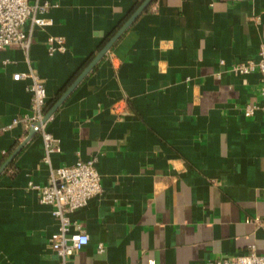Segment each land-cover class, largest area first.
<instances>
[{
	"label": "crops",
	"instance_id": "obj_1",
	"mask_svg": "<svg viewBox=\"0 0 264 264\" xmlns=\"http://www.w3.org/2000/svg\"><path fill=\"white\" fill-rule=\"evenodd\" d=\"M50 4L29 51L0 50V264H61L52 207L31 185L94 159L101 194L69 213L88 243L66 264H206L264 255V112L256 72L231 64L264 48V0H153L46 120L58 151L45 159L30 114L31 69L44 115L143 0ZM61 37L66 51L47 52ZM220 61L223 63L221 64ZM101 244L103 251L98 252Z\"/></svg>",
	"mask_w": 264,
	"mask_h": 264
},
{
	"label": "built area",
	"instance_id": "obj_2",
	"mask_svg": "<svg viewBox=\"0 0 264 264\" xmlns=\"http://www.w3.org/2000/svg\"><path fill=\"white\" fill-rule=\"evenodd\" d=\"M50 8L46 2L30 4L28 0H0V50L5 47L17 46L25 54L29 51L31 34L35 28H43L51 24V20L44 18ZM66 46L61 37L47 38V52H65ZM222 64L223 62L220 61ZM230 72L235 75H246L253 72L259 74L260 106L248 105L244 116L253 115L255 109L264 112V48L252 59H246L231 64ZM16 79H29L27 90L30 93V114L16 118L12 125L22 123L27 132L39 133L43 140L45 159L50 153L58 151L57 140L45 128L44 107L46 104L45 87L39 77L31 69L28 73L15 74ZM94 159L77 160L70 165L52 168L49 171L47 183L38 186L31 185L37 190L38 200L44 205L52 207V215L58 220V229L50 238V247L66 264L68 257L78 252L88 243V236L80 225H71L69 213L84 207L88 200L99 196L102 188L100 176L95 168ZM103 246H97L98 252ZM206 264H264V255L254 250L235 257H220L208 261Z\"/></svg>",
	"mask_w": 264,
	"mask_h": 264
},
{
	"label": "water",
	"instance_id": "obj_3",
	"mask_svg": "<svg viewBox=\"0 0 264 264\" xmlns=\"http://www.w3.org/2000/svg\"><path fill=\"white\" fill-rule=\"evenodd\" d=\"M153 0H143L142 3L136 8V10L129 16V18L123 23V25L117 30V32L105 43V45L100 49V51L93 57L91 62L87 65L84 71L78 76V78L70 85V87L64 92V94L58 99V101L54 104L52 109L47 112L44 116V121L48 119L50 114L53 112L55 108H57L66 98V96L71 92V90L76 86V84L88 73L90 69H92L98 61L110 50L115 41L121 36V34L138 18V16L150 5ZM35 132H30V135L25 139L24 142L20 144V146L16 149L18 151L23 144H25L31 136ZM13 155L2 165L1 170L8 164V162L12 159Z\"/></svg>",
	"mask_w": 264,
	"mask_h": 264
}]
</instances>
